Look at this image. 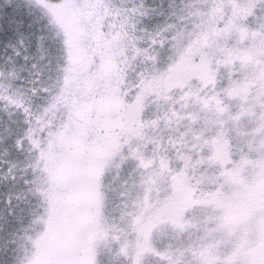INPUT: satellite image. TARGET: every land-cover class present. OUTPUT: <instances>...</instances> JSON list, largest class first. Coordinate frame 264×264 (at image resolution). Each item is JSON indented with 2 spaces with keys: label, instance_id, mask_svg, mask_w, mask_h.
<instances>
[{
  "label": "rangeland",
  "instance_id": "374dc122",
  "mask_svg": "<svg viewBox=\"0 0 264 264\" xmlns=\"http://www.w3.org/2000/svg\"><path fill=\"white\" fill-rule=\"evenodd\" d=\"M43 17L63 51L40 111L14 47L51 56ZM0 111L32 144L7 165L0 115L16 264H264V0H0Z\"/></svg>",
  "mask_w": 264,
  "mask_h": 264
},
{
  "label": "trees",
  "instance_id": "16d2710c",
  "mask_svg": "<svg viewBox=\"0 0 264 264\" xmlns=\"http://www.w3.org/2000/svg\"><path fill=\"white\" fill-rule=\"evenodd\" d=\"M173 1H177V0H173ZM173 4L174 3H170V1H168L162 7H159V10L155 12L154 15L155 20L153 19L154 20L153 23L146 22L141 25V29H143L145 32V38L139 41L141 42L144 41L148 47L150 46L151 48H153L152 52L149 54L150 56L154 55V57L156 56L161 57L162 54L158 46L165 40H168L166 42H170V43L173 40L172 35L169 36V34L170 33L173 34L172 27L174 22L171 20L170 23L167 24L170 19V17H168L167 12L169 11V9H173V7L175 6V5L173 6ZM177 8H180V6H177ZM41 20L44 21L43 25L45 27H48V33H47V35L49 36L48 39L51 42L57 44V46L55 45L54 49L50 51L51 56L46 55L45 56L46 59L44 63L39 64L37 66V62L34 60V58L37 57V55L41 56L39 53L41 49V47L39 46L40 44H38L37 47L36 46L31 47L27 45L23 48L14 47V51H18L17 52L18 54L22 53L23 54L22 56H24L21 57L22 59H24V61L22 59L21 60L19 59L18 62L15 61L17 63V67H20L19 70L20 81L25 84L26 91L29 93V101L33 103V106L37 107L40 111L42 108V105L40 106L41 104L40 101L42 100V96L46 97L45 91L43 89L44 84L49 82L50 79L53 80L52 75L55 73V68L59 65L60 61L62 60L61 56L63 51L60 37L53 38L54 35L53 32L56 29L54 27H51L50 25L47 26L44 17L41 18ZM47 45L48 42L46 43V46ZM142 46H143V51H145V48L147 46L144 45ZM169 49L170 48H168L167 50ZM13 55L14 53H11L12 59H13ZM47 57L52 59L54 61V64L52 63L50 64V62H48L49 60ZM0 115H5L6 122L10 128L9 132L11 131V135L9 138L6 137V134H2V136L5 137V145L9 149L6 154L7 157H9L7 160L9 162L6 163L8 165L11 159L17 157V155L19 157L25 155L24 153H26L27 147L29 149L32 144L28 139L23 137V132L28 126V123L24 121V117H22L20 113L13 114L12 116L11 115L7 116V114L3 113V111H0ZM20 143L22 145L19 148L18 144ZM17 149L21 151H18ZM4 165L5 164L0 161V166H4ZM9 179L11 180V183L9 182L0 183V187H1L0 196L2 195L1 193H3L4 194L3 198L7 200L12 195L16 196L17 193L15 192L19 187H21V184L19 185V187L14 186V180L12 178ZM34 203L35 206H37V202ZM0 207L2 208L0 209V264H16V257L19 249L15 239L20 237L21 230L23 228H14L16 226L13 217L14 215L4 210L3 204H0ZM4 213L10 214L8 219L9 221L8 226H10V228H2L3 222L5 220ZM25 230H27V228H25Z\"/></svg>",
  "mask_w": 264,
  "mask_h": 264
}]
</instances>
